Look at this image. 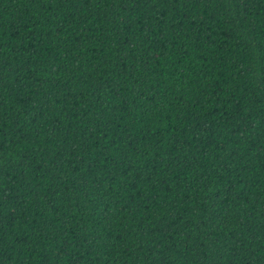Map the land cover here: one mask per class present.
<instances>
[{"label":"trees","instance_id":"obj_1","mask_svg":"<svg viewBox=\"0 0 264 264\" xmlns=\"http://www.w3.org/2000/svg\"><path fill=\"white\" fill-rule=\"evenodd\" d=\"M0 264H264V0H0Z\"/></svg>","mask_w":264,"mask_h":264}]
</instances>
